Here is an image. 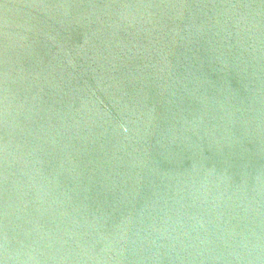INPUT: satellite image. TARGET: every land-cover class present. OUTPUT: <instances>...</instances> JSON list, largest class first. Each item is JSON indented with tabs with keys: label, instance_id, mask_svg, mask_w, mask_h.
<instances>
[{
	"label": "water",
	"instance_id": "1",
	"mask_svg": "<svg viewBox=\"0 0 264 264\" xmlns=\"http://www.w3.org/2000/svg\"><path fill=\"white\" fill-rule=\"evenodd\" d=\"M0 264H264V0H0Z\"/></svg>",
	"mask_w": 264,
	"mask_h": 264
}]
</instances>
